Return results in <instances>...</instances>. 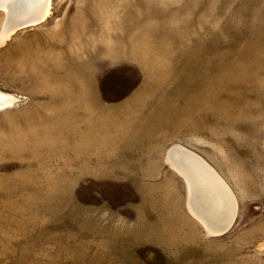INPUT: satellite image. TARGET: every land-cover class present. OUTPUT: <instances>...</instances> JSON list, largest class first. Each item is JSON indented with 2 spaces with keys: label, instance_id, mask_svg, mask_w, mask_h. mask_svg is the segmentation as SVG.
<instances>
[{
  "label": "rangeland",
  "instance_id": "1",
  "mask_svg": "<svg viewBox=\"0 0 264 264\" xmlns=\"http://www.w3.org/2000/svg\"><path fill=\"white\" fill-rule=\"evenodd\" d=\"M0 98V264H264V0H50ZM174 145L230 189L226 234Z\"/></svg>",
  "mask_w": 264,
  "mask_h": 264
},
{
  "label": "water",
  "instance_id": "2",
  "mask_svg": "<svg viewBox=\"0 0 264 264\" xmlns=\"http://www.w3.org/2000/svg\"><path fill=\"white\" fill-rule=\"evenodd\" d=\"M176 157L181 158L184 161L185 159L189 161L190 163L189 165L183 163H181L182 166L179 165L180 168L183 169L182 172H184L186 175L184 173L182 174V172L180 173V169H178L176 165L175 167L172 164L171 162L172 158L175 159ZM165 159L168 165L173 170H175L185 181V184L188 189V202H189L188 208L190 212H192L191 199L198 200L200 198L201 208L202 209L204 208L207 212L205 214L203 213L204 215H201L203 219L200 218H196V219L202 224L204 230H205V226L201 222V220L208 218L209 214L207 213H210V210H212V213L210 214L211 217L214 216L217 217L220 214V210L223 208V202L225 199L222 200V198H224V193L227 194L226 199L228 200L227 202L225 201L227 207L225 209L226 213H225L224 223L220 227L219 225H216L213 227L214 229L212 230L210 229L212 233H208L205 230L206 234L210 236H222L226 234L232 227L236 214V203L231 191H229L230 189L227 190L226 186L223 184H222L223 188H221L222 185L221 186L219 185V187L216 186L215 178L219 179V177L215 173V171L200 156L191 152L190 150H187L185 147L181 145L170 147L166 152ZM187 166H189L190 168H188ZM187 183L191 185L190 186L191 189L190 187H188ZM214 185L218 191L217 193H214L211 189H209V187L214 188ZM189 189L192 190L193 193V196L191 198L189 196V192H190Z\"/></svg>",
  "mask_w": 264,
  "mask_h": 264
},
{
  "label": "bare ground",
  "instance_id": "3",
  "mask_svg": "<svg viewBox=\"0 0 264 264\" xmlns=\"http://www.w3.org/2000/svg\"><path fill=\"white\" fill-rule=\"evenodd\" d=\"M49 7H50V0H0V10L3 11L5 14V20L3 22L2 30L0 33V41L6 39L7 36L13 33L14 31L20 30L26 26H30V25L33 26L34 24H38L42 22L44 18L47 16V14L49 13ZM0 104H1L0 108L5 106V105H2L3 100L1 98H0ZM174 146H179V145H174ZM171 162L174 166L176 165L178 169H180V173L183 171V169L180 168V166H182L181 163L186 164V165L190 164L187 159H185L184 161L181 158H177V157L175 159L172 158ZM187 167L190 168L189 166ZM183 173L184 172H182V174ZM219 179L215 178L216 186L219 187V185L221 186L223 184L226 186L227 190H229L225 182L220 177ZM223 185L221 186V188H223ZM190 186L191 185L188 184V187ZM209 189H211L214 193L218 192L215 185H214V188L209 187ZM189 196L190 198L193 196L192 190H190ZM226 198H227V194L224 193V198H222V200L225 199L223 202V208L220 210V214L217 217L215 216L211 217L210 214L212 213V210H210V213H207L209 214L208 218L201 220V222L205 226L206 232L212 233L210 229L211 230L214 229L213 227L216 225H219L220 227L224 223L225 213H226L225 209L227 207L225 201L227 202L228 200ZM200 202H201L200 198L198 200L191 199V208H192L191 213L195 218L203 219L201 215H204L207 211L204 208L203 209L201 208Z\"/></svg>",
  "mask_w": 264,
  "mask_h": 264
}]
</instances>
